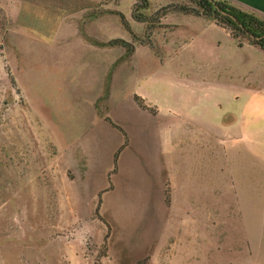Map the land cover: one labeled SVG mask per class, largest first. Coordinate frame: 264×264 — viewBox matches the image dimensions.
<instances>
[{"label":"rangeland","instance_id":"1","mask_svg":"<svg viewBox=\"0 0 264 264\" xmlns=\"http://www.w3.org/2000/svg\"><path fill=\"white\" fill-rule=\"evenodd\" d=\"M195 1L0 0V264H264L259 179L212 189L177 126L133 104Z\"/></svg>","mask_w":264,"mask_h":264},{"label":"crops","instance_id":"2","mask_svg":"<svg viewBox=\"0 0 264 264\" xmlns=\"http://www.w3.org/2000/svg\"><path fill=\"white\" fill-rule=\"evenodd\" d=\"M224 1L257 19L264 18V0ZM182 16L198 23L195 33L172 40L171 34L178 28L174 25L162 47H177L178 59L167 60L161 80H148L152 89H158L156 96L133 94L149 112L132 102L154 119L168 118L167 130L177 126L178 143L186 147L188 159L196 153L195 160L211 163L212 189L225 179V188L244 191L254 177L264 187V52L247 43L238 47L210 18ZM163 54V48L160 54L152 52L153 60L161 64ZM197 152L203 155L199 158Z\"/></svg>","mask_w":264,"mask_h":264},{"label":"trees","instance_id":"3","mask_svg":"<svg viewBox=\"0 0 264 264\" xmlns=\"http://www.w3.org/2000/svg\"><path fill=\"white\" fill-rule=\"evenodd\" d=\"M212 3L216 5L219 11H223L228 16L221 15L217 10H215ZM195 5L199 9V12L192 10L185 12V14L186 13H192L193 15L200 14L206 18H210L214 21V23L217 26L225 29L228 32L229 36L236 41L238 47H240L242 44L240 39H245V41L248 44L257 47L258 49L264 52V22L263 21L257 19L251 14H247L229 5H226L223 2H214V1L209 2L208 0H196ZM117 16L119 17L120 23L123 26H125L123 16L119 13H117ZM229 16L233 17L236 20V23L233 22L229 18ZM132 18L135 19L134 15H132ZM250 37H252V39ZM108 43H121L125 47L128 46L125 42H122L120 40H113L112 42H108ZM148 47H151V45L148 44ZM128 48H129L128 50V55H129V53L132 52V49H130V47ZM105 80H106L105 84H107L109 80L108 79ZM104 93H105L104 95H107V92L105 90ZM133 101L139 109L141 110L146 109L142 100L136 97L135 95L133 96ZM112 127L117 131L121 132L120 129L117 128L116 126L112 125Z\"/></svg>","mask_w":264,"mask_h":264},{"label":"water","instance_id":"4","mask_svg":"<svg viewBox=\"0 0 264 264\" xmlns=\"http://www.w3.org/2000/svg\"><path fill=\"white\" fill-rule=\"evenodd\" d=\"M208 1H209V2H212L211 0H208ZM212 4H213V3H212ZM213 6H214L215 10H217L221 15L228 16V15H227L226 13H224L223 11H219L218 8L216 7V5L213 4ZM229 18H230L233 22L236 23V20H235L233 17L229 16ZM250 38L252 39V37H250Z\"/></svg>","mask_w":264,"mask_h":264}]
</instances>
